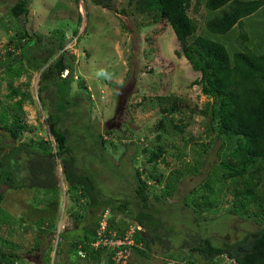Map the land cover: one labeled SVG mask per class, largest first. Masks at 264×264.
<instances>
[{
  "label": "rangeland",
  "instance_id": "374dc122",
  "mask_svg": "<svg viewBox=\"0 0 264 264\" xmlns=\"http://www.w3.org/2000/svg\"><path fill=\"white\" fill-rule=\"evenodd\" d=\"M27 1L28 13L12 20L8 12L16 0H0V61L9 57L5 45L16 38L18 27L31 36V41L26 44L30 57L34 52L38 53L35 54L38 60L32 62L37 69L27 65L30 76L14 83L31 97V102H26L23 110L24 120L32 130L22 134L20 141H33L37 147V141L43 140L48 142L49 148H55L48 131V114L56 106L61 109L60 94L56 93L53 82L56 76L64 79L65 73L64 70L57 73V63L53 64L61 53L56 52L53 58L52 55L46 56L45 52L58 46L60 39L66 52L64 62H69L70 56L75 58L72 78L77 80L70 81V99L74 98L80 105L71 109L68 119L74 124L69 128L71 140L78 148L76 150L75 147L74 154L77 164L96 181L100 194L117 199L128 198L130 212L135 213L138 203L132 192L133 169L142 170L144 180L146 176L160 178V184L154 180L150 182L156 193L166 192L167 181L170 186H176L172 195L161 201L155 212L164 228L162 237L166 236L170 243V251L164 252L165 249L151 241L154 246L150 251L143 248L148 258L131 257L127 264H194L196 254L182 248L185 240L195 242L197 238L194 237L197 236L209 239L214 246H221L239 241L245 232L264 227V199H259V196L263 208L261 213L253 201L246 204L245 210L233 207L234 211L226 212L235 201L232 199L231 182L223 184L221 181L219 161L227 160V153L234 148L235 142L227 141L224 136L221 140L214 135L208 137V122L202 112L212 100L202 94L198 83L200 74L191 69L172 29L164 20L155 22L151 15L136 12V0ZM197 1L202 0L191 1L188 15L197 22V35L202 36L204 22L212 14L201 5L194 11ZM260 11L258 16L244 21L243 30L234 29L229 35H210V38L224 44L230 54L239 51L241 45L264 53V9ZM243 33L250 38L246 44L239 38ZM40 56L41 59L54 60L46 63V58L41 61ZM49 65H52L50 70L47 69ZM40 75H43L42 83ZM1 89L2 96L7 95L4 82ZM87 106L91 124L83 119L88 115ZM67 117L62 113L58 124ZM169 120L183 127V133L179 134L170 127ZM108 129L113 130L112 136L104 138L121 142L116 143V150L106 148L110 160L118 168L113 167L110 160L100 157L94 146L96 132L104 133ZM1 139L10 144L4 136ZM144 148L147 152L139 151ZM158 149L163 150L161 157L155 163L149 162L150 154ZM19 167L15 180L23 185L28 178ZM193 169L197 170L195 175ZM61 174L62 168L57 162L55 175L59 178ZM208 180L212 195L204 186ZM0 189L4 195L3 210L24 225L35 224L51 212L56 214L59 234L64 230H75L81 236L82 224L84 227L85 222L88 223L84 220L82 224H73L68 219L73 206L62 180L58 183L57 198H53L52 193L36 189L13 190L6 186ZM47 200L56 203L48 205ZM207 201L215 202L216 207L206 208ZM103 216L107 219L108 214L105 212ZM9 225L0 229L3 251L15 250L21 256L22 264H54L59 260L55 241L57 228L52 237L43 238L44 248L31 252L34 244L31 233L34 232L30 231L24 237L20 235L19 224ZM211 264L237 263L225 255L216 257Z\"/></svg>",
  "mask_w": 264,
  "mask_h": 264
},
{
  "label": "trees",
  "instance_id": "16d2710c",
  "mask_svg": "<svg viewBox=\"0 0 264 264\" xmlns=\"http://www.w3.org/2000/svg\"><path fill=\"white\" fill-rule=\"evenodd\" d=\"M191 1L136 0V12L151 15L155 22L164 20L170 26L181 46L183 57L189 62L191 69L200 74L198 83L201 85L202 94L208 100H212L211 104L208 102L205 105L202 112L208 122V137L214 135L216 139L221 140L224 136L227 141L235 142L234 148L227 153V160L219 161L222 169L221 181L223 184L231 182L232 199L235 201L226 212L234 211L233 207L245 210L246 204L253 201L254 207L261 213L263 208L259 199H264V55L246 46L230 54L224 44L212 40L210 35L228 34L244 18L251 16L262 7L264 0L197 1L194 11H197L201 5L207 13L212 14L211 17L208 15L204 22V35L202 36L197 35L198 24L188 15ZM28 4L27 0H16V3L9 9L8 16L12 20L25 16L28 13ZM28 40L31 41V36L18 27L16 38L5 45L9 57L3 62L0 61V70H2L0 76V187L6 186L13 190L36 189L52 193L53 198H57L58 183L62 180L66 184L73 206L68 212V219L73 224H82L84 220H88V223L85 222L84 227L82 224L81 236L75 230L66 232L64 230L59 234L60 241L56 246V255H59V260L54 264H114L113 251L102 245L97 248L92 246L97 241L99 222L103 219L105 212L108 214L107 219L105 218L107 222L105 239H111L110 233L113 231L116 232L114 240L122 239L129 227L136 225L141 227L142 231H136L132 237L135 245L130 249L129 258H135V256L148 258L143 248L150 251L154 245L165 249L164 252L168 253L170 243L166 236L162 237L161 231L164 228L155 212L159 203L169 198L176 186H170V182L167 181L166 192L156 193L152 189L153 186L148 183L154 180L155 183L160 184V178L146 176L144 180L142 179L143 171L133 169L132 192L137 200L138 209L135 213H131V202L128 198L104 197L100 194L96 181L84 172L80 164H77L74 149L78 148L74 140H71L72 136L69 133V128H73L74 124L68 121L71 109L80 105L76 104L74 98L70 99V81H75L72 78L75 58L70 56V61L64 62L66 52L63 51L60 39L58 46L45 52L46 56L52 55L53 58L56 52H60V58L53 64L57 63V73L61 70H68L66 78L60 79L56 76L53 82L56 93L60 94L59 99L62 105L61 109L56 106L48 114L50 121L47 122L48 131L55 142V148L52 150L48 142L43 140L37 141V147L34 146L33 141L27 143L20 141L22 134L32 130L24 120L23 110V105L31 102V97L20 87L14 86V83L25 76L29 77L27 65L31 66L32 62L35 63L38 60V57L35 58L37 51L30 57V52L26 48V44H29ZM39 59L43 61L41 56ZM51 59L46 58L44 62L47 63ZM51 66L49 65L47 69L50 70ZM32 68L37 69L34 65ZM39 77L42 83L43 75ZM61 81L69 83L67 85ZM2 82L6 84L8 91L7 95L3 96L1 94ZM63 83L67 85L64 89L62 88L65 86ZM26 86H28L27 83ZM41 92L42 90L39 92L40 102ZM89 99L90 96L87 95V100L90 101ZM88 109L90 108L87 106ZM87 112L88 115L83 119L87 120V124H91L90 111ZM62 113L68 117L58 124ZM67 123H70V126ZM169 124L177 133H183V127L176 126L172 120H169ZM112 133L113 130L108 129L104 133L97 131L95 134L94 146L104 160H110L106 148L111 147L112 150H116L118 142L121 143L104 139V137L110 139ZM3 136L10 140V144L1 139ZM135 148L137 149L136 145ZM139 151L145 153L147 148ZM162 154L163 150L158 149L157 152L150 154L148 161L155 163ZM57 162L62 168L61 180L55 175ZM111 163L113 167L118 168L115 162L111 161ZM19 166L28 178L23 185L17 184L15 180V172L20 168ZM192 171L194 175L197 173L196 169ZM204 186L212 195L210 180L206 181ZM3 201L4 195L0 189V229L6 228L9 224H19L20 235L25 237L30 231L34 232L31 233L34 241L31 252L44 248L43 238L49 235L52 237L57 228L56 214L53 215L50 212L49 216L40 218L35 224L24 225L3 210ZM55 203L49 201L48 205ZM205 206L206 208L216 207V203L207 201ZM55 210L52 209V211ZM194 220L196 222V219ZM66 227L69 226L64 228ZM194 238H197V242H192L190 239V242L185 240L182 246L183 249L196 254L194 264H211L215 257L225 255L237 264H264V227H259L254 232H245L239 241L233 244L224 243L221 246H214L206 238L200 239L197 236ZM79 250L84 253V257L78 255ZM8 251H3L0 246V264H22L23 260L15 250ZM168 255L173 257L172 253Z\"/></svg>",
  "mask_w": 264,
  "mask_h": 264
},
{
  "label": "built area",
  "instance_id": "2783aa9c",
  "mask_svg": "<svg viewBox=\"0 0 264 264\" xmlns=\"http://www.w3.org/2000/svg\"><path fill=\"white\" fill-rule=\"evenodd\" d=\"M66 76L67 72H64ZM76 79V78H75ZM105 139V138H104ZM106 140V139H105ZM107 227V222L105 217L99 222V228L97 230V241L92 244L94 248H97L99 245L107 247L109 250L113 251L112 260L114 264H127V260L130 256V249L134 246L133 242V235L136 231H142L141 227L139 226H131L129 227L128 231L126 232L125 236L122 239L114 240L116 232L110 233L111 239H105L104 234ZM60 228L58 227L56 230L55 241L58 243L60 241L59 237ZM116 249V251H115ZM78 255L84 257V253L82 251H78Z\"/></svg>",
  "mask_w": 264,
  "mask_h": 264
},
{
  "label": "crops",
  "instance_id": "0c3cea01",
  "mask_svg": "<svg viewBox=\"0 0 264 264\" xmlns=\"http://www.w3.org/2000/svg\"><path fill=\"white\" fill-rule=\"evenodd\" d=\"M242 1H245V0H242ZM248 1H251V0H248ZM264 9V5L262 6V7H260L255 13H253L251 16H249V17H246V18H244L240 23H239V25H236L227 35H229L234 29H241V30H243L244 29V25H245V23H244V21H248V19L249 20H251L252 18H254L255 16H258L259 15V13L261 12L260 10H263ZM240 30V31H241ZM260 36V35H259ZM261 37V36H260ZM239 38L240 39H242V41L246 44L247 42H248V40H250V38L245 34V33H243L242 35H240L239 36ZM261 38H263V37H261ZM228 41H229V43L230 44H232V45H234V43L230 40V38H228ZM245 47V45H241V49L240 50H242L243 48ZM247 47V46H246ZM259 54H264V53H259Z\"/></svg>",
  "mask_w": 264,
  "mask_h": 264
},
{
  "label": "clouds",
  "instance_id": "9594fccd",
  "mask_svg": "<svg viewBox=\"0 0 264 264\" xmlns=\"http://www.w3.org/2000/svg\"><path fill=\"white\" fill-rule=\"evenodd\" d=\"M64 72H67V75L64 77V78H66L68 76V70H64ZM74 80H77V79H74ZM148 184H150V183H148Z\"/></svg>",
  "mask_w": 264,
  "mask_h": 264
},
{
  "label": "flooded vegetation",
  "instance_id": "af4514ba",
  "mask_svg": "<svg viewBox=\"0 0 264 264\" xmlns=\"http://www.w3.org/2000/svg\"><path fill=\"white\" fill-rule=\"evenodd\" d=\"M216 258V257H215Z\"/></svg>",
  "mask_w": 264,
  "mask_h": 264
}]
</instances>
